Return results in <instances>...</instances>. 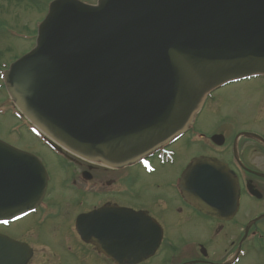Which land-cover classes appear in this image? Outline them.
<instances>
[{"label": "water", "instance_id": "95a60500", "mask_svg": "<svg viewBox=\"0 0 264 264\" xmlns=\"http://www.w3.org/2000/svg\"><path fill=\"white\" fill-rule=\"evenodd\" d=\"M255 75H264V0H54L35 48L4 82L22 114L62 148L126 166L192 125L211 92ZM47 181L37 157L0 141V221L39 206ZM180 188L210 217L230 221L239 210L238 180L214 158H195ZM77 225L116 264L147 260L162 239L145 214L113 208ZM31 257L0 234V264Z\"/></svg>", "mask_w": 264, "mask_h": 264}, {"label": "flooded vegetation", "instance_id": "af4514ba", "mask_svg": "<svg viewBox=\"0 0 264 264\" xmlns=\"http://www.w3.org/2000/svg\"><path fill=\"white\" fill-rule=\"evenodd\" d=\"M257 88L264 89V77L233 83L217 92L218 95L226 96L229 95L228 93L242 91L246 100L256 101L259 98ZM215 101L214 94H212L203 108V111L209 108L206 114L211 128L215 129V131L208 133L207 129L199 130V121H196L190 131L183 137L177 141L163 144L154 152L143 157L142 160H148L151 165L150 171L146 169L142 160L127 166L112 167L101 162H92L79 158L65 151L53 150L52 159L60 167L63 174L61 190L68 195L71 194L70 199L72 200L49 203L51 199L48 201V196L58 195L57 191L49 185L42 205L35 212L21 220L10 223L8 227L0 226V228L5 230L13 229L17 238L9 236L5 233L6 231H0V233L30 246L33 249V258L28 264H31L36 254H38L37 247L35 245L31 246L24 239L31 232V228L34 225L47 226L50 231L54 232L61 222L64 224V220L70 214H75L74 222L69 228L70 231L69 229L68 231L77 238L78 243H76L73 250L71 249L70 254L73 256L78 253V260L85 264H88V262L92 264L96 260H101L105 264H115L111 259L101 254L97 247L81 240L76 230L78 218L83 214L113 208L145 214L154 223L159 224L157 217L153 214V208L157 207L159 210H166L168 208L166 202L174 200L175 204L168 211V215L176 216L180 225L187 222L190 215H193L195 219L201 218L202 226H207V234L210 237L203 240L200 238L188 240V242H185L186 245L179 248L175 245L172 246L170 241H167L169 244H165L166 241L162 229L161 247L150 259L142 264L150 263L155 256L159 255H170L166 264H240L241 260L252 250H256L261 254L264 253V134L253 129L239 131L236 126L226 124L225 122L231 123V119H241L245 114L246 108H226L225 113L218 117L216 112L220 111L223 105L221 103L212 105ZM263 112L264 105L260 108L259 116L255 117L253 113H247L243 119L255 118L260 123H264ZM196 136L198 138L195 139L194 137ZM213 136H218L220 145H216L212 141ZM198 146L202 150V153L198 155L216 158L225 163L236 174L240 185V209L243 200L249 203L246 209L247 217L250 219L244 229L238 228L235 222L238 215L229 222L210 218L193 209L181 195L178 189L179 178L191 159L194 158L193 155L185 150L190 147L199 148ZM186 153L187 158L184 169L176 177L171 175L170 181L165 186L168 191L166 193L168 199L160 200L158 203L154 202L148 207L141 209H131L123 204L124 198L130 197L132 185L135 183L138 174L149 178L160 175L176 167L178 158ZM42 163L47 169L45 160H42ZM50 178L49 174V182ZM151 186H153L154 190L161 188L156 181L151 183ZM86 204H89L88 208H86L88 206ZM106 215L111 217L113 211H107ZM20 224L23 226L16 228ZM209 226L213 227L208 230ZM65 229L67 230V228ZM200 230L202 228L199 227ZM165 245H168V247L166 248ZM242 252L244 256H242ZM46 260L47 256L45 255ZM47 262L49 263V261Z\"/></svg>", "mask_w": 264, "mask_h": 264}, {"label": "rangeland", "instance_id": "374dc122", "mask_svg": "<svg viewBox=\"0 0 264 264\" xmlns=\"http://www.w3.org/2000/svg\"><path fill=\"white\" fill-rule=\"evenodd\" d=\"M46 1L47 0L44 1L45 3L43 2L42 11L40 12L32 8L33 5L30 4L29 0L23 3H19L17 0H0V69L3 62L8 68L11 62H15L17 58L25 55L35 46L38 26L48 10ZM96 1L97 0H85V2L89 4H96ZM257 91L259 93V98L256 101L246 100L242 91L228 93L229 95L226 96L221 94L218 95V92L215 93L214 98L216 101L212 105L217 103L223 105L220 111L216 112V115L220 117L222 113H225L226 108H246L245 114L241 119H231V123H225L236 126L239 131L253 129L264 134V123H260L255 120V118L248 120L243 119L247 113H253L255 117L259 116L260 108L264 105V89L257 88ZM208 109L209 108L204 110L201 115L197 116L196 119L199 120L198 129H207L208 133H213L215 129L211 128L210 121L206 114ZM262 115L264 116V112ZM30 125L25 119L19 116L6 89L0 82V140L14 145L21 150L32 153L41 160H45L47 170L51 177L48 186L51 185L58 193L57 196H48V201L51 199L49 203L68 202L72 200L70 199L71 194L68 195L61 190L63 174L61 173L60 167L52 159L53 153L48 147L44 146L42 139L32 131ZM185 151L193 155L194 158L196 156H202L198 155L202 153L200 147H190ZM187 153L178 158L176 167L160 175L149 178L142 174H138L135 183L132 185L130 197H125L123 204L131 209H141L148 207L154 202L158 203L160 200L168 199L166 194L168 191L165 186L170 181L171 175L176 177L182 172ZM252 162L255 164L254 161ZM155 181L160 184V189L154 190L153 186H151V183ZM166 204L168 206L166 210H159L157 207L153 208V214L157 217V221L164 231L165 244H169L167 241H170L172 246L175 245L180 248L186 245L185 242H188V240L194 238L203 240L204 238L210 237V235L207 234V226H202L201 218L195 219L193 215H190L188 221L180 225L178 222L179 219L176 218V216L172 214L168 215V211L172 209L175 201L172 200V202H166ZM86 205H88L86 207L88 208L89 204ZM246 206H249V203L243 200L240 213L235 220L238 228L244 229L249 222L250 218L247 217ZM186 214L188 215L187 212ZM74 217L75 214H70V216L64 220V224L61 222L54 232L50 231L47 226L34 225L31 228V232L24 238L31 246L35 245L38 250V254H36L31 264H45L47 261H49V263L47 262L46 264H85L78 260V253H75L73 256L70 254L71 249L73 250L76 243H78L77 238L69 233V228L74 222ZM22 226L23 225L20 224L16 228ZM198 226L202 228V230L199 231ZM212 227L213 226H209L208 230ZM65 228H67V230ZM0 231H6L5 233L9 236L17 238L13 229L5 230L0 228ZM165 247L167 248L168 245H165ZM45 255L47 256L46 261ZM169 256L170 255L155 256L151 262L147 264H166ZM88 264L90 263L88 262ZM92 264L105 263L101 260H96ZM240 264H264V255L256 250H252L248 253L247 257L241 260Z\"/></svg>", "mask_w": 264, "mask_h": 264}, {"label": "trees", "instance_id": "16d2710c", "mask_svg": "<svg viewBox=\"0 0 264 264\" xmlns=\"http://www.w3.org/2000/svg\"><path fill=\"white\" fill-rule=\"evenodd\" d=\"M19 3H23V2H25L26 0H17ZM45 0H29V2H30V4H32L33 5V7L32 8H35V9H37V10H39V11H41V9H42V4H43V2H44ZM45 3V2H44Z\"/></svg>", "mask_w": 264, "mask_h": 264}]
</instances>
